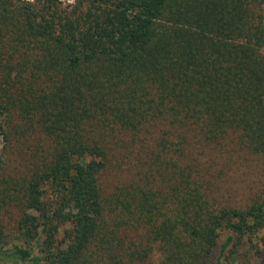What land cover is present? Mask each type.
Segmentation results:
<instances>
[{
	"label": "trees",
	"instance_id": "16d2710c",
	"mask_svg": "<svg viewBox=\"0 0 264 264\" xmlns=\"http://www.w3.org/2000/svg\"><path fill=\"white\" fill-rule=\"evenodd\" d=\"M0 142V264L263 259L264 0H0Z\"/></svg>",
	"mask_w": 264,
	"mask_h": 264
},
{
	"label": "rangeland",
	"instance_id": "374dc122",
	"mask_svg": "<svg viewBox=\"0 0 264 264\" xmlns=\"http://www.w3.org/2000/svg\"><path fill=\"white\" fill-rule=\"evenodd\" d=\"M34 1V0H29ZM63 5H68L69 3H73L74 0H61ZM0 147H2V142H0ZM2 149V148H1ZM3 156V152L0 150V159ZM244 169L240 168H229L225 177H229L232 181V185L226 189L225 192L233 193L234 195H238V197H248L250 184L260 179L261 173L258 171V168H252L246 161V165L244 164ZM230 236L228 231L223 232V237L221 239V243L225 242L226 239ZM242 251L245 252V264H264V258L262 259L261 254L255 255L253 250L250 249V244H245V247L242 248ZM219 250H215V256L218 254ZM264 255V253H262ZM238 264H242L239 262Z\"/></svg>",
	"mask_w": 264,
	"mask_h": 264
}]
</instances>
